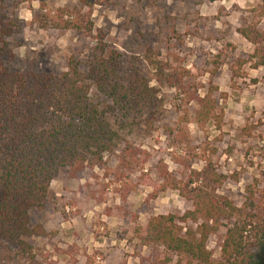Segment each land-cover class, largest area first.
Returning <instances> with one entry per match:
<instances>
[{
  "label": "rangeland",
  "instance_id": "374dc122",
  "mask_svg": "<svg viewBox=\"0 0 264 264\" xmlns=\"http://www.w3.org/2000/svg\"><path fill=\"white\" fill-rule=\"evenodd\" d=\"M5 5L18 24L9 40L12 69L58 75L73 60L85 73L93 52L105 46L119 55L123 79L152 93L135 100L125 120L110 121L125 126L122 140L145 151V163L118 170L114 155L75 177L62 170L44 209L30 215V225L47 234L30 240L32 259L4 250L0 264H160L161 250L144 244L137 230L153 216L192 208L174 191L152 197L161 184L159 161L177 180L210 164L227 177L218 194L237 208L264 194V67L240 64L254 47L236 32L244 25L264 30V0H97L91 10L80 0ZM60 9L73 17L90 14V35L49 28L46 14ZM207 93L222 113L219 126L194 122L195 98ZM227 226L207 241L214 262ZM252 252L264 264V244ZM172 264L185 263L174 257Z\"/></svg>",
  "mask_w": 264,
  "mask_h": 264
},
{
  "label": "trees",
  "instance_id": "16d2710c",
  "mask_svg": "<svg viewBox=\"0 0 264 264\" xmlns=\"http://www.w3.org/2000/svg\"><path fill=\"white\" fill-rule=\"evenodd\" d=\"M80 1L91 10L97 0ZM5 2L0 0V253L5 250L28 260L34 252L30 240L47 235L40 225H30V215L44 209L50 185L62 170L75 177L86 168L104 165V157L114 155L118 170H130L149 158L122 140L125 126L110 121L115 116L125 120L135 100H150L152 90L147 85L138 89L123 79L116 65L119 55L105 52V46L93 52L85 73L73 60L58 75L12 69L15 57L9 40L18 24ZM89 18L90 14L68 16L60 9L46 14V23L55 30L90 35ZM236 32L254 47L249 59L240 64H249L251 70L264 67V30L244 25ZM195 102L194 122L219 126L222 113L217 114L211 94ZM156 173L161 184L153 198L174 191L192 208L181 216H153L137 230L144 244L161 250L160 264H172L174 257L185 264H256L252 251L264 244V194L237 208L218 194L227 177L210 164L177 180L159 161ZM223 223L228 226L219 260L214 262L207 241Z\"/></svg>",
  "mask_w": 264,
  "mask_h": 264
}]
</instances>
